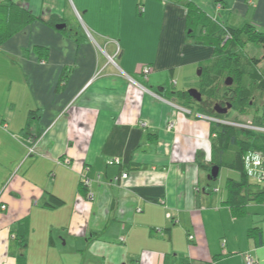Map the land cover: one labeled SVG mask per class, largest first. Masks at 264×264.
<instances>
[{"label": "crops", "instance_id": "crops-1", "mask_svg": "<svg viewBox=\"0 0 264 264\" xmlns=\"http://www.w3.org/2000/svg\"><path fill=\"white\" fill-rule=\"evenodd\" d=\"M10 1L38 20L0 46V264H264V203L236 218L199 166L213 120L159 94L214 55L188 39L184 4ZM187 1L264 31V0Z\"/></svg>", "mask_w": 264, "mask_h": 264}, {"label": "trees", "instance_id": "trees-1", "mask_svg": "<svg viewBox=\"0 0 264 264\" xmlns=\"http://www.w3.org/2000/svg\"><path fill=\"white\" fill-rule=\"evenodd\" d=\"M175 1L182 2L186 7L187 28L198 22L207 23L203 24L201 38L195 45L212 48L214 55L207 60L206 67L201 69V76L205 75L201 85L205 96L202 95L204 98L201 103L196 102L186 91L171 92L164 87V91L159 94L168 100L180 99L187 110H196L195 113L216 120L211 122L212 159L207 163L199 159L198 163L209 173L213 166H218L220 170L224 168L239 173V180H227V198L224 204L232 210L236 218H242L247 214L250 202L264 203V193L256 196L249 194L250 174L247 171L246 160L254 153L264 155V133L223 123L227 114L217 113L214 107L231 105V110L237 114L252 115L253 126L264 128V110L255 102L257 94H264V73L259 70L264 61V31L257 30L249 22L239 27L222 26L193 2ZM36 20L38 17L19 4L4 0L3 5H0V46ZM192 34L193 32L187 36L193 37ZM248 45L261 47L262 58H247L243 61L242 54ZM249 64L254 67L252 71H249ZM227 78L233 79L232 86L226 85ZM34 139L32 137L33 141ZM62 204L63 201L56 196H49V206L60 207ZM247 235L257 247L263 245L261 228H250Z\"/></svg>", "mask_w": 264, "mask_h": 264}, {"label": "rangeland", "instance_id": "rangeland-1", "mask_svg": "<svg viewBox=\"0 0 264 264\" xmlns=\"http://www.w3.org/2000/svg\"><path fill=\"white\" fill-rule=\"evenodd\" d=\"M208 16L211 19H213V17L210 16L209 14H208ZM214 21L216 23H219L217 20H214ZM247 23L248 22L245 21L244 25ZM203 24H207V23L198 22V23H195L193 26L189 25L188 28L186 27L187 34H189V33L191 34V32H193V34H192L193 37H190V38L188 36L187 37H188V39L191 40V42H193L194 45H195V42L201 38V32H202ZM185 26H187L186 23H185ZM222 26H224V25H222ZM262 56H263V51H262L261 47L248 45L242 54V60L245 61V60H247V58L260 59V58H262ZM177 60H179V59H177ZM207 63H208V61L204 60L201 63H199V65H195V66H192L190 68L186 67V64L183 65L182 70L184 72V79H181L180 76H177V77H175V79H177L176 82L173 81L174 78H173V76L171 77L172 74L170 73V75H169V72H170V70H169L168 71L169 82L171 83L173 81L174 83L173 84L172 83L167 84L166 88L171 92H183V91L188 92L191 89H197L203 96H205V92L203 91V88L201 87L202 81L204 80L205 75L201 76V75H199V72L201 71L202 68L206 67ZM253 69H254L253 65L249 64V71H252ZM182 70H180V71H182ZM259 70L262 73H264V65H262L259 68ZM176 74H177V70L175 71V75ZM185 78H188V79H185ZM177 100L181 101L180 99H177ZM255 102L257 104L261 105L260 107L263 108L262 110H264V94H261V93H259V95L257 94V96L255 98ZM179 104L183 108H185L183 105V101H181V103L179 102ZM193 111L196 112V110H193ZM196 115L197 114L194 113V116H196ZM251 116L252 115H250V114L240 115V114L235 113L233 110H231V112L229 111V114H227L225 116L224 121L228 122V123H237V124L239 123V124H244V125H250V123L252 122ZM247 171L250 174L249 194L256 196L260 193H264V183L258 182V180L256 178V171L251 164H248ZM234 178L239 180V178H240L239 173L223 168L220 171L219 177L215 181L210 182L209 184L213 188V190L218 189V191H219L218 194H220L222 191H224V193H225L227 180L228 179H234Z\"/></svg>", "mask_w": 264, "mask_h": 264}, {"label": "built area", "instance_id": "built-area-1", "mask_svg": "<svg viewBox=\"0 0 264 264\" xmlns=\"http://www.w3.org/2000/svg\"><path fill=\"white\" fill-rule=\"evenodd\" d=\"M139 8H140V11L142 12L143 8L141 6ZM150 72H151V68L145 67L142 71V76L144 78H147L148 75L150 74ZM211 120L216 121L214 119H211ZM219 122H221V121H219ZM223 123H227V124L234 125L236 127L251 129L254 131L264 133V128L253 126L252 123H250V125H244V124H239V123L238 124L237 123H228V122H223ZM173 128H174V125L171 124L169 126V130H172ZM29 144H30V146L28 147L29 154H33L35 152V146H34L35 143L32 140H29ZM246 160H247V166H248V164H251L253 166V168L255 169L256 178H257L258 182L259 183L264 182V155L262 153H254V154L248 156ZM60 163L62 165H65V166L71 165L69 159H65L64 161H61ZM108 164L109 165H120L121 162H120V160L116 159L114 161H110ZM127 178H128V173H123L115 179V182L118 183V182H121L123 180H126ZM82 184L84 187L88 188L90 185V180L87 179V177H84L82 179ZM86 199L88 201H92L93 200V194L90 192L88 194H86ZM1 209H3V210L6 209V206H2ZM190 239L192 240L193 237H190ZM121 241H124V239H122ZM245 261H246L245 264H259L258 261L255 258H253L250 254H247L245 256Z\"/></svg>", "mask_w": 264, "mask_h": 264}, {"label": "water", "instance_id": "water-1", "mask_svg": "<svg viewBox=\"0 0 264 264\" xmlns=\"http://www.w3.org/2000/svg\"><path fill=\"white\" fill-rule=\"evenodd\" d=\"M58 30H63L65 28V25H57L56 27ZM199 75H202V71L199 72ZM233 80L231 78H228L226 80V85L227 86H232ZM188 94L190 97H192L196 102L201 103L203 101V96L202 94L197 90V89H191L188 91ZM215 111L219 114L226 115L228 114L229 110L232 109L231 105H228L226 107H221L219 105H215L214 107ZM223 122V121H221ZM220 168L218 166H213L210 173H209V180L210 181H215L220 174Z\"/></svg>", "mask_w": 264, "mask_h": 264}, {"label": "flooded vegetation", "instance_id": "flooded-vegetation-1", "mask_svg": "<svg viewBox=\"0 0 264 264\" xmlns=\"http://www.w3.org/2000/svg\"><path fill=\"white\" fill-rule=\"evenodd\" d=\"M204 98V97H203ZM223 107H226V105L225 106H223Z\"/></svg>", "mask_w": 264, "mask_h": 264}]
</instances>
